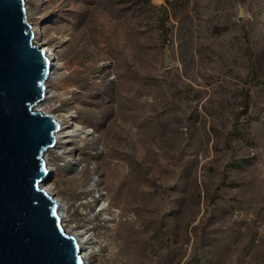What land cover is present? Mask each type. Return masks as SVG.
Here are the masks:
<instances>
[{
    "label": "rangeland",
    "instance_id": "374dc122",
    "mask_svg": "<svg viewBox=\"0 0 264 264\" xmlns=\"http://www.w3.org/2000/svg\"><path fill=\"white\" fill-rule=\"evenodd\" d=\"M27 3L63 64L37 108L75 134L41 184L86 264H264V0Z\"/></svg>",
    "mask_w": 264,
    "mask_h": 264
},
{
    "label": "water",
    "instance_id": "95a60500",
    "mask_svg": "<svg viewBox=\"0 0 264 264\" xmlns=\"http://www.w3.org/2000/svg\"><path fill=\"white\" fill-rule=\"evenodd\" d=\"M51 59L34 41L27 0H0V264H84L40 184L60 121L36 108Z\"/></svg>",
    "mask_w": 264,
    "mask_h": 264
},
{
    "label": "bare ground",
    "instance_id": "6f19581e",
    "mask_svg": "<svg viewBox=\"0 0 264 264\" xmlns=\"http://www.w3.org/2000/svg\"><path fill=\"white\" fill-rule=\"evenodd\" d=\"M32 26V25H31ZM32 30H33V33H34V36H35V34L37 33V30H36V28L34 29V28H32ZM40 45V47H41V49L43 50V51H45V53H46V55L51 59V72H50V76L48 77V79H47V82H49V81H54V80H56L57 79V77H58V69L59 68H61L62 67V63H59V61H58V59L56 58V55H55V53L53 52V50L50 48V47H47V46H44V44H39ZM47 82H46V84H47ZM48 85H47V90H48ZM51 97V95L49 94V91H47V93H46V96L44 97V99L43 100H41L38 104H37V106H36V108L38 107V105L41 103V102H44V101H47L49 98ZM38 109V108H37ZM39 110V109H38ZM41 111V110H40ZM43 112V111H42ZM45 113V112H44ZM59 121H60V123H61V129H60V131L59 132H57V134H56V137H57V143H56V146L55 147H57V145H60V144H62L64 141L62 140L64 137H72V136H75V134L73 133V132H68V131H66V132H68V133H66V132H64V130H66V125L63 123V121L62 120H60V119H58ZM45 160H46V156H45ZM46 163H47V160H46ZM48 168V167H47ZM48 170H49V172H50V169L48 168ZM40 188L42 189V190H45V192L48 194V195H50L52 198L51 199H53V201H55V203L57 204V206H58V211H59V217H60V223H61V225L64 227L65 226V221H66V217L67 216H65L66 214H65V208H64V206H63V203H62V201L60 200V198L57 196V194H56V191H55V188H54V186H53V184H51V183H46V184H41L40 185ZM68 233H71V232H69L68 230H66ZM74 232V231H73ZM72 234H74L75 236H76V238H77V241H78V243H79V246H80V253H81V255H82V258H83V261L85 260V262H84V264H86L87 262H86V258H88V253H87V250H88V248H87V245L88 244H91L93 241H92V239L93 238H91L90 236H88V235H85V234H82V233H80V232H77V231H75L74 233H72ZM127 236H126V238H124L123 240H121V245H123V243H124V240L126 241L127 240ZM133 259L131 258V259H128V258H125V257H122V258H120V257H118V255H115V257H113V261L115 262V264H129L130 263V261H132Z\"/></svg>",
    "mask_w": 264,
    "mask_h": 264
}]
</instances>
